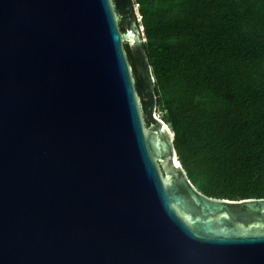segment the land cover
<instances>
[{"label": "water", "instance_id": "95a60500", "mask_svg": "<svg viewBox=\"0 0 264 264\" xmlns=\"http://www.w3.org/2000/svg\"><path fill=\"white\" fill-rule=\"evenodd\" d=\"M138 19L129 0H0V264H264V199L189 180Z\"/></svg>", "mask_w": 264, "mask_h": 264}, {"label": "trees", "instance_id": "16d2710c", "mask_svg": "<svg viewBox=\"0 0 264 264\" xmlns=\"http://www.w3.org/2000/svg\"><path fill=\"white\" fill-rule=\"evenodd\" d=\"M129 1L157 112L189 180L208 198L264 199V0ZM124 49L147 124L143 82Z\"/></svg>", "mask_w": 264, "mask_h": 264}, {"label": "flooded vegetation", "instance_id": "af4514ba", "mask_svg": "<svg viewBox=\"0 0 264 264\" xmlns=\"http://www.w3.org/2000/svg\"><path fill=\"white\" fill-rule=\"evenodd\" d=\"M123 7H124V9H125L126 14L129 15V13H128V11H127L128 6H127V3H126V2H123ZM146 103H147V102H146ZM147 124H148V126L150 125L149 122H148Z\"/></svg>", "mask_w": 264, "mask_h": 264}, {"label": "clouds", "instance_id": "9594fccd", "mask_svg": "<svg viewBox=\"0 0 264 264\" xmlns=\"http://www.w3.org/2000/svg\"><path fill=\"white\" fill-rule=\"evenodd\" d=\"M134 1V0H133ZM136 7V9H137V11H138V14H139V10H138V6H135ZM140 14H139V19H138V21L140 20Z\"/></svg>", "mask_w": 264, "mask_h": 264}, {"label": "rangeland", "instance_id": "374dc122", "mask_svg": "<svg viewBox=\"0 0 264 264\" xmlns=\"http://www.w3.org/2000/svg\"><path fill=\"white\" fill-rule=\"evenodd\" d=\"M156 117H157V118H161L162 116H160V114L157 112V113H156Z\"/></svg>", "mask_w": 264, "mask_h": 264}]
</instances>
